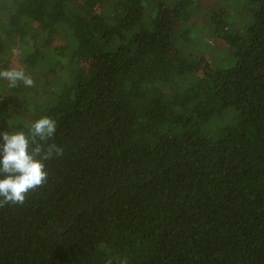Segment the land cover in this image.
I'll use <instances>...</instances> for the list:
<instances>
[{
    "label": "trees",
    "instance_id": "1",
    "mask_svg": "<svg viewBox=\"0 0 264 264\" xmlns=\"http://www.w3.org/2000/svg\"><path fill=\"white\" fill-rule=\"evenodd\" d=\"M200 1L0 0V71L35 82L0 78V133L49 116L63 149L0 264H264V0H217L204 73Z\"/></svg>",
    "mask_w": 264,
    "mask_h": 264
},
{
    "label": "clouds",
    "instance_id": "2",
    "mask_svg": "<svg viewBox=\"0 0 264 264\" xmlns=\"http://www.w3.org/2000/svg\"><path fill=\"white\" fill-rule=\"evenodd\" d=\"M0 78L8 81L10 88H15L18 82H23L26 87L35 83L22 68L0 71ZM56 131V121L43 116L30 125L27 133H0V207L23 205L30 192L47 183L49 174L45 161L63 155L60 146L46 143ZM105 264H113V261L108 259ZM120 264H126V261Z\"/></svg>",
    "mask_w": 264,
    "mask_h": 264
},
{
    "label": "rangeland",
    "instance_id": "3",
    "mask_svg": "<svg viewBox=\"0 0 264 264\" xmlns=\"http://www.w3.org/2000/svg\"><path fill=\"white\" fill-rule=\"evenodd\" d=\"M200 3H201L200 8L204 12V14L202 17V21L199 23V21L196 20L197 18L196 17L195 23L198 26H202L200 28H203L204 27L203 25L205 24L204 29L209 28L208 26L213 27L214 24H216V28H217L216 35L211 37V35L208 36L207 34H205L203 36L204 40L208 41V43L210 42L209 47L204 46V44L202 43L203 39H201V37L197 38L198 45L201 47L200 51L203 56L200 68H201V73H204L205 71L213 70V64H212L213 58L215 59L220 58L229 52L228 44L222 39L221 35L224 31L223 30V25L225 24L224 20L228 15H230L229 14L230 10L226 8L224 9V7H222L217 0H201ZM9 61H10L9 62L10 69L11 68L24 69L21 53L18 49L14 51ZM213 126H211L212 129Z\"/></svg>",
    "mask_w": 264,
    "mask_h": 264
}]
</instances>
